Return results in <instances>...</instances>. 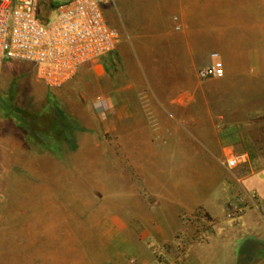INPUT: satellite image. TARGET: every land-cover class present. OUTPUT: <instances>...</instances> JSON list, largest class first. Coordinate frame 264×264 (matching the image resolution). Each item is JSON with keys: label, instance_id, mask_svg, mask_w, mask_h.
<instances>
[{"label": "crops", "instance_id": "crops-1", "mask_svg": "<svg viewBox=\"0 0 264 264\" xmlns=\"http://www.w3.org/2000/svg\"><path fill=\"white\" fill-rule=\"evenodd\" d=\"M104 17L119 37L106 57L114 75L100 74L103 85L85 92L74 116L87 123L82 109L102 94L117 120L120 165L149 169L134 184L120 172L107 191L119 208L103 224L102 264H264V0H108ZM213 53L225 79H198ZM106 58L87 65L99 71ZM211 80L223 95L204 93ZM160 166L203 168L194 184L202 191L189 175L160 182ZM249 192L250 208L222 223ZM198 209L209 233L195 226Z\"/></svg>", "mask_w": 264, "mask_h": 264}, {"label": "rangeland", "instance_id": "rangeland-1", "mask_svg": "<svg viewBox=\"0 0 264 264\" xmlns=\"http://www.w3.org/2000/svg\"><path fill=\"white\" fill-rule=\"evenodd\" d=\"M101 8L105 16L108 0H102ZM210 62L211 55L201 67ZM99 68L98 71L86 65L64 86L50 89L37 80L30 64L6 62L3 66L0 264H88V257L102 264L103 224L119 208L118 199L109 197L107 191L118 185L120 172L134 184L140 181V170L149 168L120 165L117 120H112L111 107L102 94L82 109L87 123L74 116L73 109L85 92L96 89L97 80L103 85L100 74L105 71L109 76L114 75L111 56ZM218 81H207L202 86L207 96L224 94L225 88L217 86ZM214 100L215 103L209 104L213 109L219 99ZM101 101L108 105L105 116L100 112ZM148 122L153 127L158 125L154 120ZM76 161L77 173L74 172ZM95 168L100 175L93 174ZM202 169L199 166L157 168L160 182L163 175H168L175 184L189 175L192 191L199 192L202 189H195L194 184L200 183L198 174ZM215 195L214 192L211 196ZM251 195L255 197L254 193ZM232 207L235 211L231 212ZM247 208H250V192L238 195L236 204H228V219L223 217L220 221L232 224L235 220L229 218L241 215ZM196 215L202 220L193 222L198 231L203 229L204 233L201 227L206 225L209 233L212 226L209 216L202 209Z\"/></svg>", "mask_w": 264, "mask_h": 264}, {"label": "built area", "instance_id": "built-area-1", "mask_svg": "<svg viewBox=\"0 0 264 264\" xmlns=\"http://www.w3.org/2000/svg\"><path fill=\"white\" fill-rule=\"evenodd\" d=\"M101 3L0 0V77L6 62H24L32 66L38 81L56 89L71 81L83 66L106 58L115 50L119 37L107 24ZM224 76L218 53L211 54L210 64L197 71L200 80ZM99 104L105 116L108 105L105 101ZM237 164V157L226 160L229 168ZM230 210L235 211V207Z\"/></svg>", "mask_w": 264, "mask_h": 264}, {"label": "trees", "instance_id": "trees-1", "mask_svg": "<svg viewBox=\"0 0 264 264\" xmlns=\"http://www.w3.org/2000/svg\"><path fill=\"white\" fill-rule=\"evenodd\" d=\"M244 263H245V261H243V260H242V261H240V264H244ZM238 264H239V263H238Z\"/></svg>", "mask_w": 264, "mask_h": 264}]
</instances>
